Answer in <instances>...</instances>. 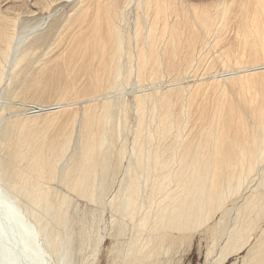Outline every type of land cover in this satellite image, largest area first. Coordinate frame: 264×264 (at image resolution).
Instances as JSON below:
<instances>
[{
  "label": "bare ground",
  "instance_id": "obj_1",
  "mask_svg": "<svg viewBox=\"0 0 264 264\" xmlns=\"http://www.w3.org/2000/svg\"><path fill=\"white\" fill-rule=\"evenodd\" d=\"M129 1L131 0H79V5L77 3L78 9L74 6L78 10H75V14L66 17V21L60 22L57 20L54 23L52 22L50 28H45L44 31L41 29L42 32L39 34L37 32L38 35L29 41L27 40L30 35L38 30L42 21L37 22L36 20L37 23H24L20 26L18 21L23 17L19 15L21 18L18 19L19 16L16 15L19 13H15L16 15L6 13L5 9L9 6L6 8L4 2L0 5V80L15 75L13 73L15 67L17 69L20 62L26 59L32 45H45L44 43L52 38L56 39L58 43H62L67 39L70 46V48L68 47L69 50L66 51L67 53L63 54L61 58L58 56L59 59L58 57H56V60L54 58L55 61L53 60V63L49 65L46 61L47 66L44 68L39 67L41 69V73L37 74L39 78L35 77L36 79L33 78V80L27 77L23 83H20L24 88L22 89L20 86L21 91L24 90V94L21 92L23 99H25L24 95L28 96L31 93L33 98L36 97L39 100L45 97L51 98L54 95L57 98H62V96L70 95L75 91H79L75 92L76 95H83V93L93 95L92 93H97L108 87L112 88V91L109 88L111 94L121 86L123 76L129 68L123 60V46L126 36H124L123 29L118 23V18L124 15V8L130 3ZM40 2L44 5L47 4V1L44 0ZM144 2L146 7H149L148 9L151 7V9L149 10L150 13L147 11L150 15L146 26L147 41H144L147 42V48H141L138 54V77L143 76V82H146L148 77V84L161 81L159 80L161 78H158L159 74L163 72V69H161L162 58H160V54L162 50L159 51L160 47L167 48L166 50H169L168 54L170 52V55L172 54L175 57H180L176 56V53L181 52L182 47L186 60L184 59L185 62H182V60L179 61L180 63L178 61L176 63L174 56H170V59L167 58V63L170 65V68L167 65L169 68L167 69L170 70V73L167 69L165 70L172 74L173 85L179 84L178 86L181 89L178 91V86H174L177 89L175 90L177 95L175 94L174 98L172 96L173 89L169 90L172 83L168 84L170 86H166L167 89L160 97L161 101L158 99L157 103L154 99L156 102L154 101V103L152 100L153 103L151 104H154V107L161 108V111L158 112L156 111L157 108L155 110L152 108L153 106L151 107L154 114L160 113L154 116H156L155 118L158 116L157 122L160 123L158 125H161V127H157L160 129H154V133H152L164 136L175 132L176 144L167 145L166 147L157 144L158 147L156 148V144H153L154 149H147V140L150 139L146 134V141L140 146L136 145V153H133L129 159L130 164L128 163L129 165L118 189L111 200L107 202L111 206L112 219L115 224L116 220L121 223L120 226L122 227L119 231L121 235L126 229L123 224L126 225L127 222L131 224V226L129 225L130 234L125 251V260L128 259V264H160V255L165 245L163 239L169 234L166 230L167 227H171L169 229L171 232L175 229L181 231L191 228L190 224L193 225L196 222L202 224L203 221L206 223V220H210L209 215L215 211V208L220 207L226 196L236 191L238 187L240 188V185H243L244 173L253 170V167L255 170L258 158L260 159L264 150V0H241L240 2H235V0L230 2L229 0L230 3L219 0V2L214 3V6H216L214 11L211 12L209 11L211 7H209L210 9L206 7L209 12L204 14H201L200 10L210 4L204 5L199 13L195 12L191 6L190 10H193L194 13L192 14H195L192 19H190L191 16L188 15V11L186 12L187 6L182 10L183 8L178 9V4L175 2L176 7L172 8L174 5L172 6L170 0H144ZM34 4L36 5V3ZM42 4L37 5L42 7ZM235 4L238 5L237 38L243 46L238 48L237 53L229 51L233 54L226 51L224 53L221 48L222 52L220 54H222V57H225V59L229 57L227 58L229 60H224L219 55L222 58V62L219 60L220 64L222 63V69L226 72L225 77L215 74L213 72L215 69L211 70L209 74L206 73L207 76L190 72L191 69L189 70V68L192 64H195L194 61L196 60L194 59L197 55L200 56L205 43L212 40H221L218 39L216 34L217 29L220 28L218 25L227 22L228 13L236 6ZM206 8L203 10L205 11ZM35 11L37 10L35 9ZM149 15L147 14V16ZM138 31H140V28ZM165 51H162V54H165ZM246 51H249L251 56L256 58L255 63H245L246 61L243 58H247ZM45 54L47 55L48 52L46 51ZM216 54L219 53L216 52ZM223 54L231 55L223 56ZM230 57L237 58L234 61L239 62V64L242 63V65H236L235 63L232 65ZM239 57L242 59L238 61ZM51 58H53L52 55ZM243 63L245 64L243 65ZM209 66L211 68L213 65L209 64ZM204 69L208 70L209 68L206 69L205 67ZM187 72L195 75L190 77ZM168 73L167 76H170ZM83 75L87 77V81L85 84H80ZM46 78L50 79V82ZM53 79L64 80L63 86L54 85ZM206 79L210 80H208L209 85L205 86ZM43 81L46 82L45 86H39L38 84ZM229 81L232 82H230L231 86L238 87L239 91H242L241 93L246 92L252 96L248 101H250V106H254L252 107L254 111L256 110L258 121L255 124L257 127L252 123L253 129L250 128L255 132L252 136H250L248 125L245 124L247 118L244 119V116L246 114L241 111L242 109H239L241 107L237 106L236 103L238 102L233 101L234 97L232 100L229 99V89L231 88L227 85ZM202 83L204 84L202 85ZM212 83L213 86H217V90L215 89L216 86L210 87L216 90L212 89V92L215 91L216 93L214 95L216 98L215 103L210 101L215 106H213L214 111H211L212 114L209 113L211 115H208L207 112L209 111H203V107L206 106V102H208V105L210 103L209 101L205 102L208 94L206 97L205 95ZM34 87L36 89L41 87V89L37 91ZM157 88L155 90L161 89ZM33 89L34 92H32ZM151 89L148 93L152 92ZM203 89H205V92H203ZM231 89L230 93L232 92ZM8 91L15 92L12 93L13 96L19 95V92L16 93V91L7 90L3 93L1 91L0 110L5 107L4 104L10 107L11 99L14 100L15 96L7 95ZM106 91H102V93ZM157 92L159 93V91ZM99 93L101 94V92ZM148 93L145 92V95ZM149 95H146L145 98ZM8 96L12 98L9 99ZM142 96L138 98V101L140 100L138 106L141 108L145 105ZM178 96L183 99L176 100ZM107 97L106 95L105 98ZM92 98L94 97L87 98V103ZM102 99L104 100V98ZM242 99L241 104L247 97L245 100ZM39 100L14 102V107L18 106L20 108L18 112H16L17 107H15L17 110L13 112L15 109L13 106V111L7 109L9 111L7 115L0 112V264H71L73 240L68 229L69 210L65 209L67 195L62 187H64V184L68 185V182H72L70 184L73 185V190L82 188L90 195V199L99 203L101 201L104 205L103 201L105 199L102 198L104 197V195L102 196L105 190L104 187L109 179L107 178L108 174H113L112 167L114 165L111 162L112 160H109L110 163L107 159L111 157L110 145H113V142L111 143L113 136L110 135L111 130H113L112 121H114L112 108H118V105L121 104L112 99H105L103 101L105 103L104 112L102 113V110L100 113L96 109L97 103V106H95L93 105L95 102L91 104L89 102V105L83 106L81 115L77 112L76 114L71 113L75 109L66 113L65 110L68 107L61 111L60 107L65 108L66 106L60 103L62 100L57 102V105L54 104L53 107L39 106ZM248 101H245L242 107L248 108V106L246 107ZM2 103H4L3 107L1 106ZM149 103L151 101H148ZM30 106H32V109H30ZM147 106L149 107V105ZM23 108L29 109L27 111L34 114L29 113V116L24 119H22L23 117L18 118V116L24 114V112H21ZM235 108H238L241 113H239V110L236 113ZM253 110L251 111L253 112ZM251 111L249 113L246 110L249 116ZM78 114L81 116L79 126H77ZM25 115H28V113ZM144 115L138 116L137 125L139 127L150 119V116L147 115L146 117L145 115L144 117ZM154 116H152L153 120L151 119V122L153 121L152 123L155 124ZM190 119L193 120V122L191 121L192 124H188ZM39 120L43 121L40 122ZM151 122L149 123L151 124ZM183 122L187 126L184 127ZM76 128L78 130L75 139L79 135L80 140L78 138L76 141L79 140L80 143L77 145L78 147L73 148L74 150L68 153ZM121 130L118 131L121 132ZM49 132H53V136L50 134V137H53L50 141H48ZM153 134L150 135L153 136ZM154 137L152 138L157 140ZM156 140L152 141L155 143ZM134 154L137 157L136 160ZM140 167L143 170L141 174L138 171ZM46 177L59 179L60 181L59 183L54 182L53 185L47 184L45 182ZM111 180L109 179L110 182ZM259 186L263 190L258 191L256 196L263 200L264 174L260 179ZM258 203L253 199H248L245 205L239 208L236 216L233 217L232 224L229 223V219L232 217L230 211H226L222 215L217 224L220 228L222 227L223 233L227 232L228 245H235L234 243L245 236V233L250 229L248 225L253 224L254 216L252 217V212ZM113 220L111 221L113 222ZM253 225H249L251 229L254 228ZM123 227L124 230H122ZM229 255V253H225L216 264H224ZM243 258L242 264H264V229Z\"/></svg>",
  "mask_w": 264,
  "mask_h": 264
},
{
  "label": "rangeland",
  "instance_id": "obj_2",
  "mask_svg": "<svg viewBox=\"0 0 264 264\" xmlns=\"http://www.w3.org/2000/svg\"><path fill=\"white\" fill-rule=\"evenodd\" d=\"M38 1L39 0H37V1L36 0L35 1L34 0L33 1L32 0H2V1L0 0V5L5 2L6 8L9 6L7 9H5L6 13L8 12V14H10V15L11 14L16 15L17 13H19L16 16L18 17L20 15V16L23 17V18H21L20 16L18 17V19H20V18L22 19V20L20 19L21 21L20 20L18 21L20 26H21V24H24V23L25 24H27V23L28 24H34L36 22V20H37V22L42 21L41 22V26H40L41 28L40 27L38 28V30L35 32L36 34L35 33L31 34L30 38L27 41H29L30 39L34 38L40 32L46 30L48 27L50 28L55 21H57V20L60 21V22L66 21L65 20V19H67L66 17H68V16L70 17V15H72L73 13L75 14V10L78 11L77 10L78 9L77 6L79 5V0H56V1L55 0H50V1L49 0H44V1H47L46 5H44V4H42L40 2L42 0L39 1L40 3ZM170 1H171L172 6L174 5L172 8L176 7L175 5L178 4V5L181 6L180 7V6L177 5L178 9H182L183 8L182 10H184L185 7L187 6V8H189V9L186 8V12L188 11L187 12L188 15L191 16V18L189 17L190 19L195 17V14H192V13H194L193 10H195V12H197V13H199L201 11V14H204V13L209 12V11L212 12V10L214 11L215 10L214 8L216 7V6H214V3L219 2V0H170ZM226 1L228 3L231 2V0H230V2H229V0H226ZM226 1L225 0H221V2H226ZM236 1L240 2L241 0H235V2ZM129 2L130 3H128L127 6L124 8L125 11L123 10L124 11L123 12L124 15H121L122 16L121 18L119 17L121 20L118 18V23L120 24L121 28L123 29L124 36H126V41H125V44L123 46V49H124V55H123L124 59L123 60H124L125 65L127 67H129V68L126 67L129 71L127 70V72H125V74L123 76V82H122L121 86L118 89H116L114 92H111V94L109 93V91L112 88L108 87L107 89L105 88V90L104 89L100 90L99 92H101V94L99 92H97V93H92L93 95H90V94H85V93L82 92L83 95H80V94L76 95L75 92H79V91H75V92H73L74 94L72 93L70 95L69 94L66 95V96L64 95V96H62V98H60V97L57 98V96L54 95L51 98L45 97V98H42L41 100H39L36 97L33 98L31 96V94H32L31 93V94H29L30 96L29 95L28 96L24 95L25 99H23V94H24L23 91L24 90L21 91L20 86L22 88L23 85L20 84V83L21 82L23 83V81H25V79L27 77L28 78H32V79L35 78V77H38L39 75L37 76V74L39 72L41 73V69L44 68L45 66L53 63L52 61L54 60V58L56 60L57 59L56 57L60 56V58H61L63 56V54L67 53L66 51L69 50L68 47L70 48L69 43H67V39H65L66 41L65 40L62 41V43L61 42L58 43V42H56V39L52 38L53 40L52 39L48 40V42L44 43L45 45H43V44H42V46H40L41 44L32 45L29 48L31 50L29 52V55H27L28 59L26 57V59L21 61L20 64L18 63L19 65L17 64L18 65L17 69L15 67V71L13 73H15L16 76L15 75H11L10 77H8L9 79L5 77V78H2V81L0 80V93H1V91L3 93V92H6L7 90L16 91V93L19 92L18 93L19 95L16 96L17 95L16 94V95H14L15 96L14 97L12 95V93H15V92H9L8 91L7 95L11 94L14 97V100L11 99L12 98L11 96L10 97L8 96V98L13 101L12 102V101L9 100L10 101V105H11L10 107L5 105L4 103H2V105H1L2 107H3V104H4L5 107L7 106L6 108L3 107L0 110V112H3V114L6 113L5 115H7L10 110L13 111V109L15 107H17L18 110L15 108L13 112H15L16 110H17L16 112H18L20 108L18 106L14 107L13 103L14 102H18V101L20 102L22 100H24V101L25 100L26 101H30V100L31 101H33V100L38 101L39 100L40 101L39 106H44V107H53L54 104L57 105L58 104L57 102H60L62 100L60 103L61 104H65L66 106L64 105L65 108L63 106H61L60 107L61 111H62V109L65 110L68 107L65 110L66 113H69L73 109H75V110H73L74 112L72 111L71 113H75L76 114V112H77V113H80L81 115H82L81 110L83 111V106H85L87 104L89 105V102H90V104L95 102V104H93V105H95V106L98 105V106H97V108L96 107H94V108H96L99 112L103 110L102 113L104 112V109H105V108L103 109V107H105L104 106L105 103H103V101L105 99L106 100L107 99L108 100L112 99L114 101L119 102L122 105V106L118 105V108H114V109L112 108V113L114 115L113 116V120L115 121V123H114V121H112L113 122V125H112V129L113 130H111V132H110L111 134L110 135H111V137L113 136L112 137L113 140L112 141L110 140V141H111V143L113 142V145H110L111 146V157H109L110 159L109 158H107V159H108V161L112 160L111 162H112V164L114 166L112 167L113 174L111 173L113 176L108 174L109 176L107 177L110 180H111L112 177L113 178H112L111 182L109 181V179L107 180V184L104 187L105 190L103 191V194H102V196L103 195H104V197L106 196L105 198L102 197L103 200L105 199L103 201L104 205H102L101 201L99 203V202L94 201L93 199H90V195L87 194L85 191H83L82 188H78V189L76 188L75 190H73L74 189L73 185L70 184L72 182H68V185H66V184H64L62 182V185L64 184V187H62L63 191L65 190L64 192L67 195V206L65 205V207H66L65 209L67 211L69 210L68 211V229H69V232L72 234V240H73V243L71 245V252H72V262H71V264H128V259L125 260V255H126L125 251H126V248H127V240H128L129 234H130V226H131V224L128 223V222L126 223V225L123 224V226H126V229L124 230V227L122 228V230H124V233H122V235H121V233H119V231H120V229L122 227V226H120L121 223L119 221L117 222V220H116V224H115V221L112 219V212H111V209H110L111 206L107 202L111 200V198L115 194L116 190L118 189V187L120 185V182H121V179H122V177H123V175H124V173L126 171V168L130 164L129 163V159L132 157L133 153H136V150H135L136 145L140 146V145L143 144L144 141H146V139H147L146 138V136H147L146 134H148L147 137H149V139H150L149 141L147 140V143L149 145L147 144L148 147L147 146L146 147H147V149H151V150H152V148L154 149L153 144H156L155 148L158 147V145H161V147H164V145H165V147H166L167 145L169 146V145H172V144H176V141H177V139L175 138V132H172L169 135L167 134V135H164V136L159 135L157 133L153 134L154 133L153 132L154 129L158 130L160 128H157V127L158 126L161 127V125H158V124H160V123L157 122L158 116H157V118H155L156 116H154V115L156 113L154 114V110L153 109L157 108V110L156 109L155 110L160 112L161 108L160 107H154V104L151 105L155 100L157 101L158 99L159 100L161 99L160 97H162L161 96L162 93L165 92V90L167 89L166 86H170L168 84H171L173 82L172 74H169L170 70H168V69L170 68L169 67L170 65H168V63H167V61H168L167 58L169 57V59H170V56H174V55H172V54L170 55V52L168 54L169 50H166L167 48L163 49L162 47H160L159 48L160 50L158 49L159 51L162 50L163 52L166 50L165 54L164 53L162 54V51H161V54H160L161 55L160 58H162L161 59V61H162L161 62V64H162L161 65L162 66L161 69H163V72H162V74L160 73L161 75L159 74L158 78H161V79H159V80H161L160 81L161 83L159 82V83H155V84L154 83L153 84L152 83L148 84L147 81L149 79H148L147 76H146L147 77L146 78V82L145 81L143 82V80H144L143 76H141V77L139 76L138 77V75H139L138 70H137L138 69L137 68L138 67L137 66L138 54L140 53L141 48H147V45H146L147 42H144V41L145 40L147 41V39H146V35H147L146 34V31H147L146 26H147V24L149 22V19H148L150 17L149 10L151 9V7H150V9H148L149 7H146L144 0H141V1L140 0H131ZM34 3H36V5ZM77 3H78V5H77ZM37 4H39V5L42 4V7H39V5H37ZM207 4H210V5L208 6ZM211 4H213L214 7L211 6ZM237 4H235L236 5L235 7L232 6L233 9L231 7L232 11H230L228 13L229 18L227 19V22H225L224 24L218 25L220 28L217 29L218 32H216V34L218 36V39L220 38L221 40H212V41L210 40L211 42L207 41L209 43H207V42H206L207 44L205 43V45L203 46V49L201 50L202 53L200 52V56L197 55L196 56L197 58L195 57V59H194V60H196V61H194L195 64L194 65L192 64L193 67L191 66V68H189V70L191 69V70H194V71L190 70V72H192V73L196 72V75H202L203 74V75L207 76V74H209V72L211 70L215 69V71H213L215 74H219V75L225 77L226 72L223 71L222 63L220 64L219 60H221L222 58L224 60H226L229 57H227L225 59V57H222V54H220V53L222 52V50H223L224 53H225V51L227 53H232V52L233 53H237L239 51L238 48L239 47L241 48L243 46L242 42L237 38V30H238L237 29L238 28V20H237V17H238L237 16L238 5ZM204 5H207V6H205V8L206 7H208V8L211 7V9L209 8L210 10L207 11V8H206V10L204 11L203 10V9H205V8H203ZM74 6L77 7V9H75ZM191 6H192L193 10H190ZM193 6H194V8H193ZM3 7H5V6H3ZM3 7H1V8H3ZM195 7H196V9H195ZM10 8H12V9H10ZM30 8H31V10L29 11ZM201 8H203V9L200 10ZM35 9L37 11H35ZM47 11H50V12H47ZM147 14L149 16H147ZM33 18H35V19H33ZM139 28H140V31H138ZM41 29H42V31H41ZM37 32H38V34H37ZM51 41H54V42H51ZM223 42H225V43H223ZM238 42L240 44L239 46H238ZM54 47H56V48L54 49ZM163 47H165V46H163ZM183 47H185V46H183ZM35 48H37V49H35ZM221 48H222V50H221ZM48 50L49 51L52 50V51L49 53ZM177 50H179V49H177ZM180 50H181V52L179 51L180 54H179V52L176 53V56H180V57H175V56L173 57L174 59H176L175 60L176 63H178L179 61H182V60H183L182 62H185V60H186V58H185L186 56L184 55V49L182 50V47H181ZM46 51L48 52L47 55L45 54ZM63 51H65V52H63ZM185 51H186V48H185ZM229 51H232V52H229ZM216 52L219 53V54L217 55ZM31 53H33V54H31ZM41 53H42V55H41ZM246 53L248 54L247 58H245V59L243 58V60L246 61L245 63L246 64L255 63L256 58H254V56H251V53L249 51H246ZM202 54H204V55H202ZM51 55H52L53 58H51ZM162 55H165V56H162ZM219 55L222 58H220ZM226 55L223 54V56H226ZM230 55L231 54H228L227 56H230ZM216 56H218L217 57L218 59L216 58ZM177 58H178V60H177ZM58 59H59V57H58ZM235 59L237 60V58H235ZM235 59H234V57L231 58L232 65H233V63H235L236 65L239 64V62L238 63L235 62L236 61ZM241 59L242 58L239 57L238 61L241 60ZM227 60H229V59H227ZM252 60H254V61H252ZM46 61L48 62V64L46 63ZM163 61H164V63H163ZM221 62H222V60H221ZM245 63H243V65ZM164 64L166 65V67H165ZM209 64L211 66L212 65L213 66L210 68ZM240 64L242 65V63H240ZM167 65H168L169 68L167 67ZM27 66L28 67L30 66V68H28ZM39 67H41V69H39ZM205 67H206V69L209 68L210 70L209 69H208L209 71L205 70L204 69ZM26 68H28L29 70H34V71L30 72ZM165 69H167V71L169 73L166 72ZM36 70H38V71H36ZM202 70H203V72H201ZM260 71H263V70H260ZM18 72H20V73H18ZM29 72H30V74H29ZM128 72H129V74H128ZM167 73H168V75L171 76V78H170V76H167ZM187 74L190 77H191V75H195V74H191L189 72H187ZM161 76H163V77H161ZM85 77L86 76H84V75H83V77H81L80 84H85L86 83L87 77H86V79H85ZM128 78H129V80H128ZM158 78H156V79H158ZM220 78H222V77H220ZM169 79H170V81H169ZM184 79H186V78H184ZM187 79H188V77H187ZM49 80L47 79V81H49ZM141 80H142L143 83L141 82ZM208 80H210V79H208ZM208 80L206 79L205 82H207V83H205V86L209 85L208 84V82H209ZM211 81H212V79H211ZM230 82L231 81H229V83ZM45 83L46 82L43 81V82H41V84H38V85L39 86L41 85V87H42V85L45 86ZM173 83L169 87V88H171L169 90L171 91L173 89L172 92L173 91L174 92H173L172 96L174 97L175 94L177 95V93H175V90L178 89V91H179V89H181V87L179 88V86H178L179 84L178 85H173ZM213 83L209 86L208 91H206L205 97L207 96V94H208V96L206 97L205 102L206 101H209V102L210 101H212V102L215 101L216 97L214 95H216L215 91L217 90L216 89L217 86L214 85V86H216L215 87L216 90H215L213 88L214 87ZM229 83L227 85L231 86L232 82L230 84ZM53 84L54 85L59 84L60 86H63L64 80L55 79L53 81ZM203 84L204 83H202V85ZM163 85H165L164 86L165 89H164ZM158 86L161 89L157 88ZM174 86H178V88L176 89V87H174ZM211 86H213L212 89L215 90L214 92H212V89L210 88ZM36 87H34V89L37 90V91L39 89H41V87H39L38 89H36ZM155 87L157 89H159V90H155L156 89ZM109 88H110V90H109ZM148 88L149 89L153 88L154 90L151 89L152 92L148 93L149 92ZM231 88H230L231 91H232L231 93H230V89H229V99L232 100V98L234 97L233 101L234 102H238V103H236V104H238L237 106L238 107L240 106L241 108H239V109L240 110L242 109L241 111L246 114V115L244 114L246 116V117L244 116V119L247 118V120H245L246 121L245 124L248 125L247 127L249 129L253 127V124H254L255 127H257V125H255L256 123H258L256 110L255 111L253 110L254 106L253 105H252L253 107L250 106L251 105L250 101H248L250 99V97H252L251 94L243 92L244 96L247 97V99H246V97L243 98L244 97L243 93H241L242 91H239L238 87H232L231 86ZM22 89H24V88H22ZM34 89L32 90V92H34ZM106 90L108 91V93H107ZM203 90L202 91L205 92V89H203ZM102 91H106V92L102 93ZM153 91L154 92L156 91V92L154 93ZM157 91H159V93ZM137 92L140 94V96L143 95L142 96V100H145V105L147 104V105H149V107L147 105H146V108H145V105L143 106V108L138 106L139 105L138 102L140 101V100L138 101V98H140V96H139V94ZM145 92L148 93L146 95L150 94L149 96H147L148 98L147 97L145 98V96H146ZM238 92H240L241 94L240 93L238 94ZM103 94L104 95L106 94L108 97L105 98L106 95L104 96ZM71 95H73V96H71ZM88 95H90V96H88ZM110 95H114V96L110 97ZM134 95H136V96H134ZM209 96H210V98H208ZM89 97L90 98L94 97V98H92V100L87 103L86 99L89 98ZM114 97L117 98V99H115ZM180 97L181 96H178L176 98V100L177 99L178 100L183 99V98H180ZM64 98H66V99H64ZM102 98H104V100ZM239 98H241L242 100L246 99L245 101H248L247 102L248 104L246 103L247 104L246 107L248 106V108H244L245 106L242 107L243 106L242 104H244L245 101L244 102L242 101L243 103L241 104V99H239ZM80 99H82V100L80 101ZM147 99H149V100H147ZM142 100H141V102H143ZM152 100H153V102H152ZM148 101H151V103L148 104ZM158 101H157V103H158ZM69 102H71V103L73 102V104H71ZM212 102H210L209 105L207 104L208 102H206V104H205L206 106L205 107L208 108V110H206V108L203 107L204 108L203 111H209V112H207L208 115L212 114V112H211L212 110L214 111V107L213 106H215V104H214L215 102L214 103H212ZM81 103H83V104H81ZM96 103H97V105H96ZM18 105H20V104H18ZM100 106H102V107H100ZM234 106L236 107V105H234ZM250 107H252V108H250ZM243 108H244V110H243ZM30 109H32V106H30ZM151 109L153 110V112H151L152 111ZM239 109L238 108L236 109V113L238 112L237 110H239ZM245 109L249 113H250L251 110H253V112L251 111L250 116L248 115L249 113L247 114ZM27 110H29V109L23 108L21 110V112H24V114H21L20 116H18V118H22L23 117L22 119H24L25 117L27 118L29 116V113L32 114V112L27 111ZM140 110L141 111L143 110L142 111L143 113ZM240 110H239V113H241ZM25 111H27V112H25ZM26 113H28V115H25ZM151 113H153V114H151ZM209 113H211V114H209ZM140 114L141 115L145 114L146 117H147V115H148V117L150 116L149 117L150 119L148 118L150 121L148 120L141 127H139L137 125L138 118L141 116ZM145 115H144V117H145ZM152 116H154V118H155L154 119L155 120L154 121L155 124L152 123L153 121L151 122ZM142 118H143V116H142ZM254 118H256L255 120L257 122L254 120ZM77 119H78L77 126H79L78 124L81 121V116L79 114L77 116ZM98 120H100V119H98ZM39 121L41 122L43 120H39ZM191 121L193 122V120L190 119V123H188V124H192ZM101 122H103V120H101ZM120 122H122L123 124L120 123ZM149 122H151V124ZM249 123L251 124L250 125L251 127L249 126ZM119 125H120V128H119ZM95 126H97V125H95ZM152 126H153V128H152ZM183 126L185 127L187 125H185V123H184ZM255 127H254V129H256ZM54 128H56V127H54ZM77 128H79V127H77ZM77 128H76L75 133H74L75 135H73L74 139L70 142L71 146H70V148L68 150V153L72 152L74 150L73 148L78 147L77 145L80 143L79 142V140H80V136L79 135H77L78 137H76L77 139L79 138V140L76 141L77 139H75V136H76V133H77V130H78ZM56 129H55V131H57ZM120 129H122L121 132L118 131ZM252 129L249 130L250 136H252L255 133V132H253ZM137 130H139V131H137ZM142 131H143V133H142ZM174 131H176V130L174 129ZM254 131H256V130H254ZM148 132H150V133H148ZM158 133H159V131H158ZM50 134L52 135L53 132L52 133H50V132L48 133V136H49L48 137V139H49L48 141H50V139L53 138V137H50L51 136ZM150 134H153V136L150 135ZM111 137H109V138L111 139ZM152 137L157 138V140L153 139ZM152 140H156L155 143ZM108 156H110V155H108ZM263 156H264V150H263V154L260 156L261 160L258 158L259 162L257 161V163H256L257 165L255 167V170H254V167H253L252 168L253 170H249L251 172H249V171L246 172L245 171L246 173H244V176H243L244 180L242 179V182H244V183H242L243 185H240V188L238 187V189L236 191H233V192L229 193L226 196L224 201L221 203L220 207L215 208V211H213L209 215L208 218L210 220H206V223H205V221H203L202 222L203 225H202L201 223L196 222L193 225L190 224L192 226L191 228H186V229L181 230V231L175 229V230H172V232L169 231V229L171 227L170 226L167 227L166 230L169 232V234H168L169 236L166 235L164 237V239H163L165 245H164V250L162 251V253L160 255V264H214V263L216 264L223 257V255L225 253L226 254L229 253L230 255H229V258L225 261L224 264H233V263L234 264H242L243 263L244 255L255 244V242L258 239V236L261 235V233L263 232V229H264V203H263L264 199L261 200L260 198H258V196H256L258 191L263 190V188L261 186H259L260 179L262 178V176L264 174V157ZM136 158L137 157L134 154V159L136 160ZM112 164H111V166H112ZM132 164H135V163H132ZM138 171H139L140 174H141V172H143L141 167H140V169ZM59 181H60L59 179H57V180L56 179H51L50 177H46L45 178V182L47 184H51V185H53L54 182L59 183ZM65 186L68 187V188H66ZM107 186H108V188H107ZM71 187H72V189H70ZM248 199H250V200L253 199V200L259 202L258 205L255 207L254 211L252 212V217L254 216L253 217L254 220H253L252 223L253 224L255 223V225L249 224V225H253L254 228L251 229V226L248 225V227L250 229L247 231V233H245V236L242 239H240L237 243H234L235 245H233V244L228 245L227 244L228 243L227 242L228 235L226 234L227 232L223 233V230H221L222 227L220 228L217 223L220 221L222 215L226 211H230V215L232 217H230L229 223L232 224L233 217L236 216V214L238 213L239 208L244 206L246 201H248ZM261 203H262V205H261ZM98 204H100V205H98ZM111 220H113V222ZM121 232H123V231H121ZM210 247H212V248H210Z\"/></svg>",
  "mask_w": 264,
  "mask_h": 264
}]
</instances>
